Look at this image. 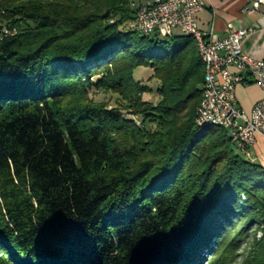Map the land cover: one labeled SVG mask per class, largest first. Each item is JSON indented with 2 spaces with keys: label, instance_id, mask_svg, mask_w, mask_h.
Listing matches in <instances>:
<instances>
[{
  "label": "trees",
  "instance_id": "trees-1",
  "mask_svg": "<svg viewBox=\"0 0 264 264\" xmlns=\"http://www.w3.org/2000/svg\"><path fill=\"white\" fill-rule=\"evenodd\" d=\"M140 7L0 0V264H232L253 225L264 264V169L196 125V42L135 33Z\"/></svg>",
  "mask_w": 264,
  "mask_h": 264
},
{
  "label": "built area",
  "instance_id": "built-area-1",
  "mask_svg": "<svg viewBox=\"0 0 264 264\" xmlns=\"http://www.w3.org/2000/svg\"><path fill=\"white\" fill-rule=\"evenodd\" d=\"M262 5L264 0H253L251 7L244 9V12L250 13ZM203 9L201 0H150L147 5L137 9L136 25L149 36H168L179 30L201 33L206 53L211 56L212 77L211 87L206 90L207 108L197 122L224 118L230 126V134L235 135L240 152L247 155L256 138H264V99L256 102L251 111H243L236 107L235 87L248 81L264 89V60H255L242 50V43L252 32L251 29L236 30L228 24L227 36L221 40L200 31L196 16ZM2 33L4 36L13 34L5 29Z\"/></svg>",
  "mask_w": 264,
  "mask_h": 264
},
{
  "label": "crops",
  "instance_id": "crops-1",
  "mask_svg": "<svg viewBox=\"0 0 264 264\" xmlns=\"http://www.w3.org/2000/svg\"><path fill=\"white\" fill-rule=\"evenodd\" d=\"M204 9L196 16V24L200 31L211 34L216 40L227 36L226 26L234 29H251L252 32L242 43L243 52L255 59L264 60V5L250 13L253 0H201ZM141 3L140 6H143ZM249 79V78H247ZM264 99V89L247 81L235 87L236 107L249 112L254 104ZM244 159L264 169V138L258 136L255 144L249 148L248 154L241 153Z\"/></svg>",
  "mask_w": 264,
  "mask_h": 264
},
{
  "label": "bare ground",
  "instance_id": "bare-ground-1",
  "mask_svg": "<svg viewBox=\"0 0 264 264\" xmlns=\"http://www.w3.org/2000/svg\"><path fill=\"white\" fill-rule=\"evenodd\" d=\"M136 17V14H135ZM128 26H131L130 29H132L135 32H138L142 35L148 36L144 30H141L138 25H136V18L128 24ZM181 34L185 36H189L193 38L196 42L197 51L199 54V57L201 59V62L203 64L204 68V80H203V87H202V97L200 101V105L197 109L195 123L197 126H210V127H216L221 128L227 131L228 136L230 137L231 142L236 146L237 149L240 150V146L238 143L235 142V135L230 134V126H228V122L225 121L224 118H211L208 119V121H200L197 122V119H201L202 114L204 113V109L207 108V93L206 90H209L211 87V77H212V60L211 56L206 53V46L205 43L201 41V33L199 31H190V30H179ZM170 34V33H169ZM161 37H165V34H159Z\"/></svg>",
  "mask_w": 264,
  "mask_h": 264
},
{
  "label": "rangeland",
  "instance_id": "rangeland-1",
  "mask_svg": "<svg viewBox=\"0 0 264 264\" xmlns=\"http://www.w3.org/2000/svg\"><path fill=\"white\" fill-rule=\"evenodd\" d=\"M131 3H133V8L136 9L137 7H140L141 3H144L143 6L147 5L150 0H129ZM136 33V32H135ZM174 35H179L181 32L175 31L173 32ZM3 35V33H1ZM151 75V70L150 69H143L139 68L138 70L135 71L134 73V78L135 80L140 83L141 86L143 87H148L150 89V93L143 95V100L146 102L150 103H156L157 101V95H156V88H157V82L155 81H149V77ZM92 100L95 103H100V104H105L109 108H112L115 106V100L116 97L111 94L107 93H97L92 96ZM241 227V224L238 225V229ZM250 230L248 231V237L246 241H243L241 243L240 249L236 252V258L233 261L232 264H242L243 263V257L248 253L249 251V246L252 242L253 234L256 233V239L259 240L262 237V232L258 230V226L253 225L249 228ZM258 231V232H257ZM209 258L205 256L203 258V261H207ZM210 261V260H208Z\"/></svg>",
  "mask_w": 264,
  "mask_h": 264
}]
</instances>
